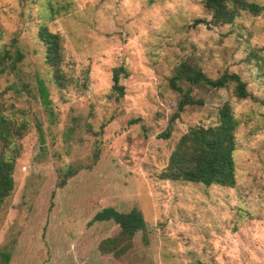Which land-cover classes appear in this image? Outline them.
Here are the masks:
<instances>
[{
	"label": "rangeland",
	"instance_id": "374dc122",
	"mask_svg": "<svg viewBox=\"0 0 264 264\" xmlns=\"http://www.w3.org/2000/svg\"><path fill=\"white\" fill-rule=\"evenodd\" d=\"M203 1L0 0V49L24 56L0 75V114L23 128L6 150L15 159L14 188L0 209L9 264H264V11L192 26L210 18ZM41 25L61 37L63 89L44 62ZM182 62L211 79L237 74L249 98L238 99L233 84L193 87L203 105L173 119L179 94L168 81ZM120 68L124 95L116 98L112 72ZM225 102L238 122L234 186L162 180L180 137L215 126ZM69 166L80 170L57 186ZM107 207L135 208L146 222L118 259L98 251L118 228L89 224Z\"/></svg>",
	"mask_w": 264,
	"mask_h": 264
},
{
	"label": "trees",
	"instance_id": "16d2710c",
	"mask_svg": "<svg viewBox=\"0 0 264 264\" xmlns=\"http://www.w3.org/2000/svg\"><path fill=\"white\" fill-rule=\"evenodd\" d=\"M203 7L210 16L209 20L196 19L192 26L204 25L214 27L231 24L240 12H247L254 16L264 11V5L248 2L247 0H204ZM51 14L58 11L49 6ZM38 38L44 46V62L50 69L51 81L63 89L66 77L63 72V46L61 37L51 33L46 26L41 25ZM17 38L11 39L10 45L14 48ZM264 50V49H263ZM24 56L19 49L11 53L10 48L3 46L0 49V75L7 68L15 69ZM123 69H114L112 72L111 90L116 98L124 95L123 86L119 79ZM229 84L234 85V94L238 99H247L246 84L237 74L223 73L216 79L207 77L194 63L182 62L168 81L169 88L179 94L176 112L173 119L187 106H202L203 101L192 97L193 87L206 89H223ZM186 85L187 88H183ZM38 91L42 105H49L48 91L41 80H38ZM238 122L234 118L229 103L225 102L218 109V122L212 127H190L177 142L168 158V163L160 178L166 181L201 184L206 187L219 186L232 188L235 184V165L233 153L236 149L235 132ZM23 129V128H22ZM21 127H15L12 122L0 114V209L4 201L11 195L14 188L13 171L14 157H8L6 150L13 144L15 136H20ZM169 132L164 135L166 138ZM99 151L93 153V164L98 160ZM80 168L67 167L59 175V187H63L67 180L78 173ZM110 222L118 228L116 235L103 239L98 244V251L103 255H111L118 259L127 254L133 247V240L138 232H143L146 222L141 212L135 208L127 212H118L114 208H103L96 212L89 224ZM10 254L0 251V264H9ZM197 264H201L197 262Z\"/></svg>",
	"mask_w": 264,
	"mask_h": 264
}]
</instances>
